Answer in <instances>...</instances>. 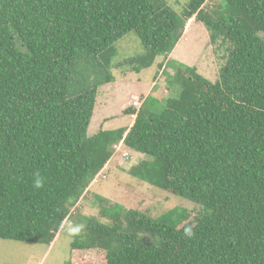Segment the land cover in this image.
I'll return each mask as SVG.
<instances>
[{"label": "trees", "instance_id": "trees-1", "mask_svg": "<svg viewBox=\"0 0 264 264\" xmlns=\"http://www.w3.org/2000/svg\"><path fill=\"white\" fill-rule=\"evenodd\" d=\"M207 1L178 14L167 0H0V239L51 245L123 144L145 159L130 176L198 210L155 219L103 206L108 223L82 216L67 233L68 264L92 250L104 264H264V0H219L213 13ZM193 18L213 44L230 43L219 80L169 62L177 97L146 99L125 111L128 128L90 135L122 63L117 42L137 34L146 54L124 64L140 74L169 58Z\"/></svg>", "mask_w": 264, "mask_h": 264}, {"label": "rangeland", "instance_id": "rangeland-1", "mask_svg": "<svg viewBox=\"0 0 264 264\" xmlns=\"http://www.w3.org/2000/svg\"><path fill=\"white\" fill-rule=\"evenodd\" d=\"M190 2L191 0H167L168 6L178 14H181ZM219 4V0H208L203 9L205 12L213 13L218 10ZM181 41L179 54L185 44L188 46L181 56V64L194 67L198 74L214 83L217 82L221 69L228 60L230 43H223L219 40L213 44L208 30L195 19L186 26ZM116 46L119 49L116 59L122 63L112 71L115 81L104 85L99 93L91 122L92 130L95 132L103 120L109 117L107 121L111 122V119L115 118L118 123L128 128L133 121L125 115V111L133 107L132 105L137 103V100L140 106L149 98L161 102L170 97L175 98L180 93L179 89L168 85L170 84L169 77L174 76L176 71L168 69L164 73L163 68L159 67L162 64L165 65L162 57H158L150 69L140 74L124 64V60L146 54L137 34H127L117 42ZM159 59L163 60L160 62ZM142 157L130 151L127 152L125 148L116 150L114 159L100 172L97 180L90 185L80 202L72 209L73 220L69 219L64 222L61 231L56 234L51 245L0 239V264H68L72 257L71 246L74 239L67 233H71L74 229L72 225L76 223L75 220H81L82 216L96 218L101 223H108L109 220L101 213L103 206L112 207L120 204L127 210L138 211L155 219L174 209H186L191 215L198 210V207L190 201L174 196L170 192H163L130 176L129 172L132 167L145 160ZM97 196L104 197L107 203L98 202ZM78 259L81 260V264H104L106 262L105 254L95 250L78 255Z\"/></svg>", "mask_w": 264, "mask_h": 264}, {"label": "crops", "instance_id": "crops-1", "mask_svg": "<svg viewBox=\"0 0 264 264\" xmlns=\"http://www.w3.org/2000/svg\"><path fill=\"white\" fill-rule=\"evenodd\" d=\"M181 41V40H180ZM182 42V43H181ZM181 42H179V44L177 45V47H176V49L174 50V52L169 56V58L168 59H164L165 60V66H164V68H163V72L166 70H174L173 68H171L170 66L167 68V63H169L170 62V65L171 64H181L182 63V54L184 53L183 51L184 50H186V48L188 47L187 46V44H185L184 45V48L183 49H181V53L179 54L178 53V50H179V48H180V43L181 44H183V41H181ZM187 46V47H186ZM186 53V52H185ZM163 59H159L158 61H160L161 62V60H163ZM161 64V63H160ZM159 64V65H160ZM159 67H161V66H159ZM165 73V72H164ZM162 75H163V73L161 74V77H162ZM137 102H138V100H137ZM110 118V117H109ZM108 118V119H109ZM128 118L129 119H132V121H134V117L133 116H128ZM108 119H105V120H103V122H102V124L101 125H99V127L97 128V131L96 132H98V131H100V130H117V129H119L120 127H122V128H125L124 126H123V124L122 123H118L116 120H115V118L114 119H111L112 121L110 122V120L109 121H107ZM132 125V123H130V126ZM95 131H93L92 130V127L90 126L89 127V134L90 135H93V134H95L96 133ZM122 148H125V147H123V146H121V148L120 149H122ZM126 149V151L128 152V151H130L129 149H127V148H125ZM130 152H132V151H130ZM132 153H134V152H132ZM134 154H136V153H134ZM136 155H138V154H136ZM141 156V155H140ZM143 158V157H142Z\"/></svg>", "mask_w": 264, "mask_h": 264}, {"label": "clouds", "instance_id": "clouds-1", "mask_svg": "<svg viewBox=\"0 0 264 264\" xmlns=\"http://www.w3.org/2000/svg\"><path fill=\"white\" fill-rule=\"evenodd\" d=\"M193 19H195V21H196V18H193ZM192 19V20H193ZM192 20H190L189 22H191ZM188 22V23H189ZM197 22V21H196ZM188 25V24H187ZM165 72V71H164ZM135 104L136 103H134L132 106L133 107H130V108H133V109H140V107L142 106V104L139 106V103L137 102V105L135 106ZM121 146H123V147H125L123 144H120V145H118V146H116L115 147V154H116V150L118 151V149H120L121 148ZM119 147V148H118ZM126 148V147H125ZM121 150V149H120ZM115 154H114V156H115ZM114 156H113V158L112 159H114ZM112 159L109 161V163L112 161ZM108 163V164H109ZM107 164V165H108ZM105 168V167H104ZM97 180V177H96V179H95V181ZM94 181V182H95ZM93 184V183H92ZM34 186L35 187H37V188H39V187H41L42 186V184H41V181L39 180V179H37L36 181H35V184H34ZM82 228H83V225H78L77 227H75L74 229H72L71 230V234H73V235H75V234H78L81 230H82ZM184 234H185V236H187V237H189V238H191L192 236H194V231H193V228L191 227V226H189V227H187V228H185V231H184Z\"/></svg>", "mask_w": 264, "mask_h": 264}, {"label": "built area", "instance_id": "built-area-1", "mask_svg": "<svg viewBox=\"0 0 264 264\" xmlns=\"http://www.w3.org/2000/svg\"><path fill=\"white\" fill-rule=\"evenodd\" d=\"M137 105V103L135 104V106Z\"/></svg>", "mask_w": 264, "mask_h": 264}]
</instances>
